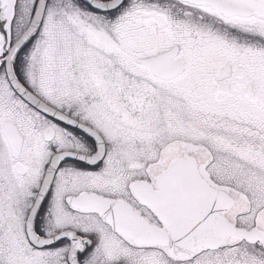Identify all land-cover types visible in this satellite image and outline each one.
Instances as JSON below:
<instances>
[{"label": "snow or ice", "instance_id": "1", "mask_svg": "<svg viewBox=\"0 0 264 264\" xmlns=\"http://www.w3.org/2000/svg\"><path fill=\"white\" fill-rule=\"evenodd\" d=\"M0 264H264V0H0Z\"/></svg>", "mask_w": 264, "mask_h": 264}]
</instances>
